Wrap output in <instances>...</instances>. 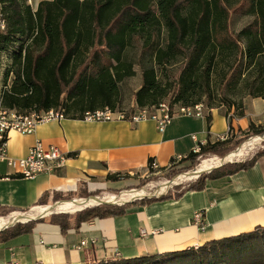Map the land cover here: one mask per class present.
Returning <instances> with one entry per match:
<instances>
[{
	"label": "trees",
	"instance_id": "1",
	"mask_svg": "<svg viewBox=\"0 0 264 264\" xmlns=\"http://www.w3.org/2000/svg\"><path fill=\"white\" fill-rule=\"evenodd\" d=\"M6 29L0 32V90L4 107L21 113L56 109L65 118L85 119L86 113L110 108L121 110V84L142 68V83L135 92V104L142 109L158 106L174 91L173 102L194 105L203 102L221 63L233 60L223 79L238 72L256 73L247 87L253 98H264V0H43L34 11L27 0H0ZM239 5L252 21L237 33L230 29L229 9ZM18 44V45H17ZM17 46V47H16ZM14 49L5 73L4 53ZM139 50L136 58L131 51ZM239 62L240 68H234ZM180 63L177 76L170 68ZM243 69L242 71H240ZM15 75L9 85L10 73ZM247 77V74H246ZM4 85L7 86L4 88ZM234 102L208 100V108ZM133 112V110H132ZM244 115V104L235 111ZM131 114V113H130ZM129 116V115H128ZM211 122V116L208 117ZM264 133V124L251 123L246 132ZM235 147L229 138L208 142L200 152H191L172 167L193 162L200 155L221 158ZM264 150L244 162L230 163L201 175L177 195L138 200L126 205H99L75 216L53 214L0 231V243L33 231L38 222L58 225L63 233L73 226L95 219L121 216L135 205L177 199L189 191H201L209 182L252 167ZM149 161L151 172L154 170ZM189 167V166H188ZM186 167L179 168L183 170ZM128 173H110L106 181L129 178ZM81 190L79 196H88ZM55 194L53 201L70 198ZM91 196V195H90ZM96 196V195H94ZM49 203L44 194L38 205ZM14 209H0L5 215ZM90 264H264V226L251 232L209 241L197 248L156 253L131 259L114 258ZM14 264V263H8Z\"/></svg>",
	"mask_w": 264,
	"mask_h": 264
},
{
	"label": "crops",
	"instance_id": "2",
	"mask_svg": "<svg viewBox=\"0 0 264 264\" xmlns=\"http://www.w3.org/2000/svg\"><path fill=\"white\" fill-rule=\"evenodd\" d=\"M3 78L1 74L0 90ZM251 123L264 124V98L247 99L241 116L234 109L220 107L208 109L203 118L176 117L163 133L152 120L132 123L70 118L42 123L30 134L11 131L7 149L14 158L27 156L38 142L57 145L69 152L70 158L57 172L32 179L15 175L0 163V209L31 210L39 206L44 194H48L49 203L55 194L79 196L83 188L106 181L110 173L134 175L149 170L150 159L157 162L158 169L170 168L198 143H213L220 136L232 138L247 132ZM198 213H202L201 221L196 219ZM256 226H264V156L248 169L209 182L201 191L135 205L124 215L84 222L67 233L48 221L38 222L31 233L0 243V264L131 259L197 248L215 239L251 232ZM143 229L148 235L141 234ZM91 239L96 245L79 247L82 240Z\"/></svg>",
	"mask_w": 264,
	"mask_h": 264
},
{
	"label": "rangeland",
	"instance_id": "3",
	"mask_svg": "<svg viewBox=\"0 0 264 264\" xmlns=\"http://www.w3.org/2000/svg\"><path fill=\"white\" fill-rule=\"evenodd\" d=\"M38 1L39 0H27V4H29L32 7V9L35 11L37 9V6H38L37 5ZM233 1H235V0H233ZM240 8L241 7H239V5L237 4L234 7H231L229 9V12H230V29H231V31H233L235 33L240 31L245 25H247L248 23H250L252 21V17L250 15H246V14L242 13L245 7L243 8V10ZM13 51H14V49H10L4 53V62H5L4 63V68H5L4 71H5V73L7 72V70L10 69L11 63H8V61H9V59H10L9 57ZM138 55H139V50L131 51V56L133 58H136ZM7 59H8V61H7ZM232 63H233V60L231 61V59H227V60L223 61L219 67V73L214 74L215 77L212 80L210 92L203 96V102L206 106L208 104L209 98L212 97V99L216 102V104H218L220 102V100L234 102L235 106L233 107V109L236 111V108L238 107V105H240L242 103L244 104L247 99L253 98L249 95V89L247 87L248 85H247L246 79L249 77L248 79H249V84H250V82H252L254 80L256 73H252V72L248 73L247 72L244 75H242V74H239L238 72H236L235 74L233 73V78L231 80H230V76H231L230 74H228L226 79H223L224 71L228 70L229 67L231 66L230 64H232ZM179 65H180V63H177L176 65H174L173 67H171L169 69L171 76H173V77L177 76L178 71H179ZM234 68H240V63L239 62L234 63ZM135 69H136L135 76L125 80L121 84V87H120L122 102L120 105L121 110H118V111L126 112L127 116L130 115V113H132V110H134L137 107L135 104L136 103L135 102V92L139 89V87L141 86V83H142V68L139 64H137ZM242 70L243 69H241L240 71H242ZM246 74H247V77H246ZM14 77H15V75L11 72L9 78L7 79V83L9 85L12 83ZM4 78H3V84L5 81ZM173 98H175V93H174V91L171 90L169 95L165 98L166 99L165 101H168L171 104H175L176 102H173ZM178 104H180V103H178ZM219 106L224 110H226L228 107L226 105H219ZM253 136H256V135H252V134H249L246 132H240L236 136L229 138L231 140V144L233 145V147H235L232 151H234L240 144L247 141L249 138H251ZM262 150H264V144H263V146H257L256 148H254L253 151H251L248 155H246L240 161L244 162L246 160H249L252 157H254L258 152H260ZM213 156L220 157V156L214 155V154L200 155L193 162V164L190 162H186L184 164L179 165L177 170L174 167L162 169V170L155 171V172H151L150 170H147L145 172H139V173H136L134 175L129 174L130 175L129 178L120 180V181L115 182V183L107 182V181H101V182L95 181V182H93L94 184L91 187L86 186L85 188H83V190H87V193L89 194L88 196H71L70 198L62 199V200H71L74 198H87L90 195L101 196L104 194L105 195L106 194H119L122 191L142 189L143 187L144 188L147 187L151 190H154V189H156L157 184L159 185L160 183L167 182V181L177 177L181 173H185L187 171H190V170L196 168L201 163V161L203 159L213 157ZM183 167H186V168L183 170H178L179 168H183ZM195 180H197V179L188 180V181H185V182H182L179 184H175L172 186V188L169 189V191L165 195H168V194L177 195L181 191H183L189 185V183H191ZM57 201H61V200H57ZM57 201H52L51 203H48L47 205H53ZM39 206H43V205H39ZM28 211H30V210H28ZM28 211H25L22 213H27ZM77 212H79V211H76L73 213L62 212V213H58V214H68V215L73 217V216H75V214ZM13 213H15V211H10V212L8 211V213L5 215H2L0 213V217L1 216L7 217V216L12 215ZM49 217L50 216H48V218ZM105 260L107 262H109V261H112L115 259L110 258V259H105Z\"/></svg>",
	"mask_w": 264,
	"mask_h": 264
},
{
	"label": "built area",
	"instance_id": "4",
	"mask_svg": "<svg viewBox=\"0 0 264 264\" xmlns=\"http://www.w3.org/2000/svg\"><path fill=\"white\" fill-rule=\"evenodd\" d=\"M5 29L2 15H0V32ZM208 109L204 102L194 105H179L178 103L171 104L168 101H163L158 106L149 108V111H142V108L136 107L129 116L124 111L108 108L104 110V113L87 112L85 119L91 121L128 120L132 123L152 120L156 123L159 132L163 133L176 117L203 118ZM63 119H65L64 113L56 109L21 113L16 109L3 107V113L0 114V163H5L15 175L26 179L35 178L43 173L57 172L70 158L69 152L62 150L57 145L46 146L42 142H38L31 147L27 156L14 158L8 153L7 142L11 131L30 134L42 123ZM193 139L197 141L196 136H193ZM219 139L223 140L225 137L220 136ZM203 145L205 144L198 143L193 152H200ZM182 159L183 157L179 156L176 161L179 162ZM152 168L154 170L159 168L155 160L152 162ZM196 219L201 221L202 213L196 214ZM141 234L146 236L148 232L143 229ZM87 245H96V240H82L79 247Z\"/></svg>",
	"mask_w": 264,
	"mask_h": 264
},
{
	"label": "bare ground",
	"instance_id": "5",
	"mask_svg": "<svg viewBox=\"0 0 264 264\" xmlns=\"http://www.w3.org/2000/svg\"><path fill=\"white\" fill-rule=\"evenodd\" d=\"M0 15H2L4 26L6 28V21L4 18L3 6L0 3ZM3 94V92H1ZM2 94H0V114L3 113V101H2ZM180 105V104H179ZM104 109H99L94 111L95 113H104ZM142 111H149V109H142ZM264 144V137L256 135L249 138L247 141L243 142L240 148L236 151L231 152V154L226 158L227 160L232 161H240L246 155H248L254 148L257 146H263ZM222 163V159L220 157H209L203 159L201 163L196 167L195 171H190L187 173H181L176 178H174L173 182H163L159 185L157 184L156 189L151 190L147 187H143L142 189H134V190H126L122 191L119 194H104L101 196L90 197V198H74L72 200H64L54 205H46V206H38L27 213L22 212H15L10 216L7 217H0V229L5 228L7 226L12 225L13 223L17 222L18 220L24 221L25 218H33L45 213H52V212H76L77 210H81L86 207H92L99 203L103 202H113V203H124L126 201L132 200L137 197H141L144 195H150L152 192L162 193L166 192L171 185L179 184L188 180H193L196 178V175L209 171L214 167L220 165ZM162 182V181H161ZM157 183V182H156Z\"/></svg>",
	"mask_w": 264,
	"mask_h": 264
},
{
	"label": "water",
	"instance_id": "6",
	"mask_svg": "<svg viewBox=\"0 0 264 264\" xmlns=\"http://www.w3.org/2000/svg\"><path fill=\"white\" fill-rule=\"evenodd\" d=\"M259 136L264 137V133L260 134ZM241 145H242V144H240V145H239L234 151L238 150V149L240 148ZM232 152H233V151H232ZM230 154H231V152L228 153L226 156H224V157L221 158V159H222V163H221L220 165L214 167L213 169H211V170H209V171H205V172H202V173L196 175V178H195V179L199 178L201 175H203V174H205V173H210V172H212L213 170H216V169H218V168H221V167H223V166H225V165H227V164H230V163H237V162H242V161H232V160H227V161H226V158H227ZM195 169H196V168H194V169H192V170H190V171H195ZM190 171H187V172H190ZM187 172H185V173H187ZM175 178H176V177H175ZM173 180H174V178L171 179V180H169L168 182L172 183ZM173 185H174V184H173ZM173 185H171V186L168 188V190H167L166 192L156 193V192L154 191V192H152L150 195H144V196H141V197H137V198H134V199H132V200L126 201V202H124V203L103 202V203H99V204H97V205H95V206H99V205H118V206H122V205H126V204H129V203H133V202L138 201V200L150 199V198H158V197H161V196L165 195V194L169 191V189L172 188ZM90 197H96V196L91 195V196H89V197H87V198H90ZM71 200H72V199H71ZM61 201H64V200H61ZM61 201H57V202H55L54 204L59 203V202H61ZM54 204H53V205H54ZM95 206H92V207H95ZM86 208H89V207H86ZM86 208H83V209H81V210H77V211H82V210H84V209H86ZM58 213H59V212H52V213H50V214L45 213V214L40 215V216H37V217H33V218H25L24 221H22V220H18L17 222L13 223L12 225L0 229V231H3V230H5V229H7V228H10V227H12V226H15L17 223H27V222L34 221V220H40V219H42V218H46V217H48V216H51V215H53V214H58ZM60 213H62V212H60ZM109 259H110V258H109Z\"/></svg>",
	"mask_w": 264,
	"mask_h": 264
}]
</instances>
